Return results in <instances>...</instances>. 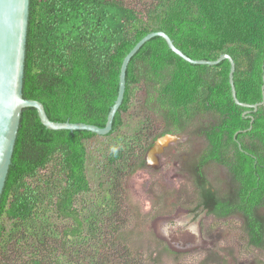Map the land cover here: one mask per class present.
<instances>
[{"label": "trees", "instance_id": "16d2710c", "mask_svg": "<svg viewBox=\"0 0 264 264\" xmlns=\"http://www.w3.org/2000/svg\"><path fill=\"white\" fill-rule=\"evenodd\" d=\"M154 32L167 34L193 60L230 55L238 100L262 102L264 0H154L145 11L123 0H30L24 98L42 103L53 122L104 128L123 60ZM230 69L227 60L190 64L154 37L128 64L123 102L108 134L49 130L35 108L24 109L0 199V264H75L76 255L81 264H108L101 254L107 246L101 243L97 252L96 241L116 224L124 177L145 167L150 116L161 121L160 136L193 141L184 164L195 208L221 219L239 216L247 243L264 249V104L254 111L234 102ZM137 91L147 116L127 135L124 116ZM90 161L107 170V192L92 183ZM56 219L67 222L60 233L53 229ZM86 233L94 253L84 246L83 257L76 250L72 260ZM162 250L173 253L168 245Z\"/></svg>", "mask_w": 264, "mask_h": 264}, {"label": "rangeland", "instance_id": "374dc122", "mask_svg": "<svg viewBox=\"0 0 264 264\" xmlns=\"http://www.w3.org/2000/svg\"><path fill=\"white\" fill-rule=\"evenodd\" d=\"M123 1L128 7L145 11L154 0ZM143 97L142 91L135 93L130 113L124 116V134H133V131L139 128L140 120L147 116L142 105ZM149 121L152 122L153 127L147 134L148 138L144 139V144L148 148L141 158L144 159L150 152L148 156L150 165L154 158V152L150 150L162 130L158 118L150 116ZM167 142L168 144L183 142L172 153L173 158H176L177 151L187 154L190 145L193 144L190 139L186 142L184 136L180 138L174 136ZM96 146L101 153L103 145L96 143ZM153 167L144 172L139 170L133 175L124 177V182L122 181L123 191L119 202H116L117 214L114 216L116 224L111 225L115 228L105 230L102 239L96 241L97 252L101 243L107 246L106 248L102 246L101 254L108 264H256L258 262L257 253L247 245L239 219L230 217L218 221L206 213L193 215L191 211L196 207L195 192L189 179L180 172L179 167L168 160L165 165L161 162ZM155 167L157 171L154 170ZM88 174L95 186L99 183L103 185L102 193L111 188V182L106 178L107 170L102 172L94 161L89 163ZM209 178L216 184L214 171H210ZM66 225V221L56 219L53 229L60 233ZM84 236L85 238L79 240V244L73 246L72 260L76 250L81 253L80 257H83L84 246L89 254L94 253L96 247H93L90 233ZM115 236L118 239L112 246H108L107 242L114 240ZM163 245H168L173 253L162 250ZM75 257L78 260L75 264H81L83 259L79 260L78 255Z\"/></svg>", "mask_w": 264, "mask_h": 264}, {"label": "water", "instance_id": "95a60500", "mask_svg": "<svg viewBox=\"0 0 264 264\" xmlns=\"http://www.w3.org/2000/svg\"><path fill=\"white\" fill-rule=\"evenodd\" d=\"M29 15L30 0H0V199L12 162L23 110L35 108L41 124L49 130L88 131L98 135L108 134L112 129L115 115L123 102L128 64L139 49L154 37L164 39L173 53L193 65L215 66L224 60L229 61L231 65L229 79L234 102L240 107L248 110L253 109L254 111L264 104V85L261 103L250 105L238 100L234 84L235 62L230 55H222L216 61L193 60L180 51L167 34L154 32L139 41L123 60L120 69L118 97L109 112L104 128L83 123L53 122L48 118L42 103L27 100L23 94ZM245 114H248V112H245ZM173 137L168 135L162 141L155 143L153 151L159 152L164 145L163 143Z\"/></svg>", "mask_w": 264, "mask_h": 264}, {"label": "flooded vegetation", "instance_id": "af4514ba", "mask_svg": "<svg viewBox=\"0 0 264 264\" xmlns=\"http://www.w3.org/2000/svg\"><path fill=\"white\" fill-rule=\"evenodd\" d=\"M168 135H170V134L157 137V139L154 141V143L162 141ZM172 136H176L178 138L184 136V137H186V142H187V139H190L189 136H187V135H172ZM182 143L180 142V143H177V144L176 143L175 144H168V142L166 141V142L163 143L164 145L161 147V150L159 152H154L153 151V147L155 145L154 144L153 147L150 150L151 152H154L153 153L154 158L152 159V161L150 160L151 164L149 165L148 156H149L150 152H148L147 156L144 159L142 158L145 161V167L140 169V171L141 172L147 171L148 169H150V167H153L156 163L159 164V163L162 162L163 165H165L167 160L168 161H172L179 167L180 172H182L189 179V181H190V183L192 185V176L189 174L188 168H186V165L184 164V162L187 160L186 152L185 153L184 152L180 153V152L177 151L176 154H175L177 159L173 158V155H172L174 150L178 149L180 147V144H182ZM180 158H182L181 161H180ZM154 170L157 171V168L155 167ZM178 194H176V195L178 196ZM194 197L197 200V195L196 194H195ZM191 212H192L193 215H198L200 213H206L207 215L212 216V218L215 219V220H218V221L219 220H224V219H221V218H217L213 214H208L207 210L202 208V207L194 208ZM232 217L239 219L241 221V224H243V221L241 220V218L239 216L233 215ZM225 219H227V218H225ZM241 227H242V225H241ZM247 245L250 246L248 243H247ZM250 248L254 249V252L257 253L258 262H261V261L264 262V255H263L264 254V249L260 248V247H257V246H254V245H251ZM253 264H255V263H253Z\"/></svg>", "mask_w": 264, "mask_h": 264}]
</instances>
